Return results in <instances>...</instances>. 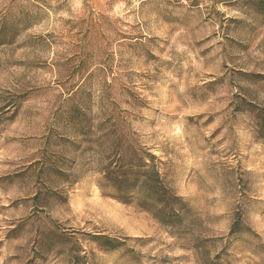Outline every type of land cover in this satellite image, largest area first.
Returning a JSON list of instances; mask_svg holds the SVG:
<instances>
[{"label":"rangeland","instance_id":"rangeland-1","mask_svg":"<svg viewBox=\"0 0 264 264\" xmlns=\"http://www.w3.org/2000/svg\"><path fill=\"white\" fill-rule=\"evenodd\" d=\"M0 37V264H264V0H0ZM118 137L183 230L103 195Z\"/></svg>","mask_w":264,"mask_h":264},{"label":"trees","instance_id":"trees-1","mask_svg":"<svg viewBox=\"0 0 264 264\" xmlns=\"http://www.w3.org/2000/svg\"><path fill=\"white\" fill-rule=\"evenodd\" d=\"M3 43L0 39V44ZM256 129L258 137L264 139V111L257 117ZM95 154L100 159L96 169L99 174L97 185L103 195L125 204H135L175 232L185 228L184 220L190 213L189 204L170 185L163 169L165 163L150 149L140 148L138 144L127 143L118 137L98 143ZM239 230V222L235 221L228 236L233 237ZM99 238L109 250L121 244L106 236ZM191 241L194 246L200 247L195 237H191ZM204 264L219 263L205 260Z\"/></svg>","mask_w":264,"mask_h":264}]
</instances>
